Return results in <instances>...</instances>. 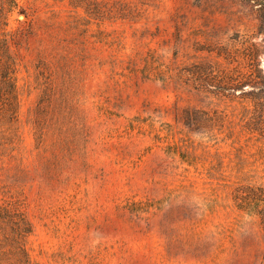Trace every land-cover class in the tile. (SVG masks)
Listing matches in <instances>:
<instances>
[{
  "label": "rangeland",
  "instance_id": "1",
  "mask_svg": "<svg viewBox=\"0 0 264 264\" xmlns=\"http://www.w3.org/2000/svg\"><path fill=\"white\" fill-rule=\"evenodd\" d=\"M18 1L0 190L25 203L32 264H264L262 0H155L137 21Z\"/></svg>",
  "mask_w": 264,
  "mask_h": 264
},
{
  "label": "trees",
  "instance_id": "2",
  "mask_svg": "<svg viewBox=\"0 0 264 264\" xmlns=\"http://www.w3.org/2000/svg\"><path fill=\"white\" fill-rule=\"evenodd\" d=\"M154 1L137 0L134 6L129 7H126L128 4L122 7L123 3H120L116 12L99 0H71L70 4L76 9L83 8L88 17L99 21L107 18L137 21L143 16L142 8ZM262 2L264 4V0ZM18 6V0H0V156L15 149L19 130V60L11 48L12 30L9 28V16ZM145 72L151 73L148 69ZM8 192L0 190V194H4L0 198V264H32L28 240L34 225L27 214L25 203ZM260 192L258 200L263 204L261 216L264 219V187H260Z\"/></svg>",
  "mask_w": 264,
  "mask_h": 264
}]
</instances>
